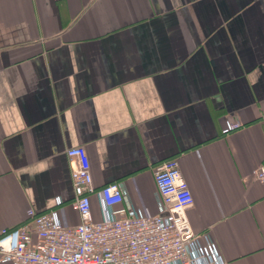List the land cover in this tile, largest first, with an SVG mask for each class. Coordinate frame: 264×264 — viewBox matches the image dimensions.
Wrapping results in <instances>:
<instances>
[{"label": "crops", "instance_id": "crops-1", "mask_svg": "<svg viewBox=\"0 0 264 264\" xmlns=\"http://www.w3.org/2000/svg\"><path fill=\"white\" fill-rule=\"evenodd\" d=\"M74 147L148 216L165 215L154 168L177 160L193 232L264 264V0H0V230L30 210L80 222Z\"/></svg>", "mask_w": 264, "mask_h": 264}, {"label": "built area", "instance_id": "built-area-1", "mask_svg": "<svg viewBox=\"0 0 264 264\" xmlns=\"http://www.w3.org/2000/svg\"><path fill=\"white\" fill-rule=\"evenodd\" d=\"M230 122L222 131L238 130ZM74 197L70 209L80 222L64 227L55 212H27V220L15 228L0 230V262L7 264H226L208 232L195 234L187 218L192 194L177 160L154 168V182L165 211L148 216L121 207L120 184L94 188L85 150L70 148ZM264 183V160L256 172ZM98 202L100 220L94 221L91 196Z\"/></svg>", "mask_w": 264, "mask_h": 264}]
</instances>
